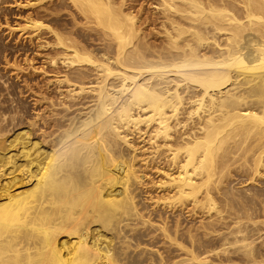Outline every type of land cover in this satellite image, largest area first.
Returning <instances> with one entry per match:
<instances>
[{
  "label": "bare ground",
  "instance_id": "bare-ground-1",
  "mask_svg": "<svg viewBox=\"0 0 264 264\" xmlns=\"http://www.w3.org/2000/svg\"><path fill=\"white\" fill-rule=\"evenodd\" d=\"M125 1L22 6L18 30L46 51L60 96L21 131L0 113V264H264V182L227 183L234 170L245 184L264 176V0H156L157 45ZM66 9L87 38L61 23ZM119 146L163 158L152 209L208 221L183 229L157 209L153 225L125 189ZM143 238L152 250L133 244Z\"/></svg>",
  "mask_w": 264,
  "mask_h": 264
},
{
  "label": "rangeland",
  "instance_id": "rangeland-1",
  "mask_svg": "<svg viewBox=\"0 0 264 264\" xmlns=\"http://www.w3.org/2000/svg\"><path fill=\"white\" fill-rule=\"evenodd\" d=\"M26 1L27 0H5V1L0 0V2H2V3H0V108H1L0 113L4 114L7 111L4 115L7 117L9 116V117L8 118L6 117V119L9 122V120H10L9 118H12L11 120L13 121L14 124L16 123L15 125H17V129H20L19 131L23 130L25 128L24 126H27L26 124L33 122L35 120V118L37 117V115L44 118L43 121L45 120L46 115H47L46 120L48 121V118H50L49 117L50 113H49V111H47V109L51 108V106L47 103L49 100H50L49 102L51 103V101H52L51 99H53V100L55 99L52 102L56 103L55 101H57V96H60L58 93L59 91L58 90H57L58 92L56 91V89H58V88H56V85L53 83L54 77H55V75H53V71L50 70V68L47 67L46 64H44L45 62H42L44 60V59H42V58H44V56H43L45 54L44 52H46V51L45 50H39V49L37 50V47L34 45L35 44L34 41H33V43H31L32 41L28 42L29 40L27 38H29V37H27L26 35L22 36L21 33L19 32V30H20L19 27L23 26L22 25L23 18H25L28 13H31L30 12L31 10H28V8L22 7L26 3ZM155 1L156 0H126L125 1V3L127 4L126 7H128V8L132 7L131 10L133 11V13L137 14V17L140 20L138 22L139 27L141 26L140 28L143 30L142 32H143V35L145 36V38L146 39L148 38L146 41L148 43L152 42L151 44H153V45L159 44V42H158L159 36L156 33H157V30L159 29L158 27H159V21H160L159 19L160 18L157 19V17H159L157 11H156V13H154L155 12L154 11L155 10V7H154ZM47 5L48 4H46V6ZM71 11L66 9V11L62 12L63 16L61 17V19H62L61 23L62 24L64 23L66 26L70 27L72 25L73 21H74L73 25L76 22L75 26H74L75 27V30H74L75 33L76 34L78 33L77 34L78 36L84 35L87 38V36L90 33L86 30V28H85L86 26L83 25L84 22H83L81 16L80 15L78 16L73 10H71ZM70 12H71V14H70ZM70 15L71 16L73 15V17H71ZM145 18H146V20H145ZM156 19H157V21L155 22ZM81 23H83V24H81ZM153 25H155V26H153ZM153 27H155V28H153ZM18 28H19V30H18ZM155 31H156V33H155ZM86 32H87V34H86ZM148 34H149V36H147ZM91 36L95 37L96 34L91 33ZM149 38L151 39V41H149L150 40ZM90 39H91V37H90ZM92 39H93V37H92ZM88 43H89V46H91L90 48H93V47L96 48L95 47L97 44L96 41H95V44H94V42L92 44L91 41H89ZM41 54H43L42 55L43 57L41 56ZM40 66H44V67H40ZM43 68H44L45 72L43 70H41ZM49 73H51L52 75ZM49 82L52 84H50ZM63 90H64V88H63ZM49 97H51V98L47 99V101H45L46 100L45 98H49ZM42 98L44 101L42 100ZM44 102H45V104H43ZM51 109L53 110V108H51ZM3 111H4V113H2ZM44 111L45 112L47 111V112L45 113ZM42 118L36 120L37 122L35 123L36 124L35 131L33 128L32 131H34V132L31 131V133H30L32 138H31V136H29L30 134H28V137L25 136L26 142H28L31 147H33V144H35L37 142V140L40 139L39 138V136H40L39 132H36V130H39L41 133V129L43 127H46V126H43L45 122L42 121ZM27 122H29V123H27ZM19 124L22 125L23 127L22 126L20 127ZM46 129H47V127L44 130H46ZM27 138H29L28 140L30 142L27 141ZM35 139H36V141H35ZM134 141H135V139L133 140V142ZM32 142H34V143H32ZM136 143H137V140L134 142V145H136ZM140 145H142V144H140ZM140 145H138V146H140ZM119 149L122 150V151H120V155L122 153L123 159L125 161V162L122 161V164L124 162L125 165H124V168L121 167V169H123L126 174L128 173L127 175L129 176V177H126V179L128 178L127 182L129 181L130 184L128 183L129 184L128 185L126 183L125 189L126 190L130 189L129 192H127L128 195H129V193L131 194V196L130 195L129 196L132 197V199L134 200L133 202L136 203V205H135L137 207L136 209L139 210L141 213L143 212L142 215L145 218H147V216L150 215V211L153 210V212H151V216H149V218L153 217V219L150 218V219H152L151 221H152L153 225H155L156 222L158 221L157 217H154V215H152V214H155L154 210L157 211V209H158V212L159 211L161 212V214H162V215H160L161 217L164 218L167 215L166 218L168 217L167 218L168 219L167 222L169 223L168 225H171V223L174 220L179 219L178 222L180 221L182 228L184 226L183 229H187V228H193V229L195 228L196 229L197 227H199L198 224H201V222L206 223L208 221L207 218L204 217V215L193 214L191 211L192 210L191 206H187L184 208L182 207V208H179V210L175 209L172 212H171V210L160 209L161 207H157V206L156 207L154 206L155 208L152 209V206H153L152 204H154V203H151V202H152V200H155L156 195L159 194V190L156 189L157 188L156 183L159 181L158 179H160L161 175H162L161 173H159V172L155 173L154 171L156 170L155 168H156V164L158 161L159 162L157 165L160 164L159 167H162L164 165V162H163L164 160L162 161L163 158H161V157L155 158L154 160H156V162L152 161V159L151 160L146 159L147 161L145 163L144 162L142 163L141 160H142V158H144V154L140 153V152H142V150L137 152V154H136L137 158H136V156L133 155L134 153L130 150H127V148H124L123 146H119ZM120 155H119V157H120ZM122 156L119 158L120 160H121ZM146 157L147 156H145V158ZM138 158H140V159H138ZM158 158H160V159H158ZM134 160H136V161L134 162ZM160 161H162L163 165ZM126 164H128V165L126 166ZM144 165H146V166H144ZM150 165H151V167H150ZM123 170H122V172H123ZM234 171L231 173L230 178H228V180H227V183L229 186L233 185V187L231 186L233 189L234 188L236 189V187H237L236 190L239 189V191H243L244 189H247L248 187H250L252 189L256 188V190L257 189L259 190V189H262V187H264V184L262 185V183L264 182V176L262 177V179H259L262 182L258 181L257 183H253L251 185L248 183L245 184L243 182V181H245V179L247 177V173H245L246 174L245 175L243 170L242 171L237 170L235 172ZM153 172H154V174H153ZM125 173H123V175H126ZM157 173H159V174H157ZM130 176H132V177H130ZM153 181H154V185L152 186ZM233 183H235V184H233ZM148 184H150V186ZM261 185H262V187H261ZM154 189H156V190H154ZM236 190H235V192H237ZM157 191H158V193H157ZM153 195H155V198ZM159 195H161V194H159ZM148 196L151 198L150 201H149L150 198ZM152 197H153V199H152ZM135 200H136V202H135ZM217 200L219 201L218 198H217ZM219 203H222V202L219 201ZM33 205L34 204H31L28 207H31ZM222 205H223V203H222ZM187 208H190V209H187ZM226 210H227V212L228 211L230 212L229 207H228V209H227V207H225V212H226ZM225 212H223V215H227V213H225ZM194 217H195V219H194ZM226 219H225V221L227 223ZM203 221H205V222H203ZM229 221H231V220H228V223H229ZM138 227H139V225H138ZM138 227L136 228L137 229L136 232H139V233L141 231L143 233L147 232V230H145L147 227H144L142 229L140 227L138 229ZM138 230H141V231H138ZM143 239L144 240H142L141 243L140 242H134L133 243V244H135V246L140 244L139 246L140 247L142 246L141 247L142 249L139 247L136 249L137 250L136 251L135 250L136 247H134V252L132 251V249H129L128 252L132 255V257L134 255L136 256L137 254L142 253L141 251L144 249L152 250V246L148 244V239L147 238H143ZM162 241H163L162 238H160V237L156 238L157 244L155 243L156 247L153 248V250L159 249L160 251H162V248L166 246L164 241H163V243H162ZM143 243L145 244V246ZM160 243H161V245H160ZM162 245H163V247H162ZM143 246L144 247L147 246V248H144ZM140 249H141V251H140Z\"/></svg>",
  "mask_w": 264,
  "mask_h": 264
}]
</instances>
